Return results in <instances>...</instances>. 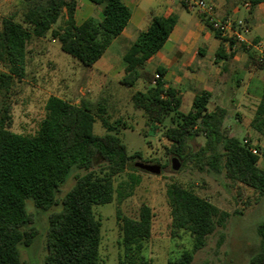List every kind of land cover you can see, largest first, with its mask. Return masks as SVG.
<instances>
[{
  "label": "trees",
  "instance_id": "trees-1",
  "mask_svg": "<svg viewBox=\"0 0 264 264\" xmlns=\"http://www.w3.org/2000/svg\"><path fill=\"white\" fill-rule=\"evenodd\" d=\"M90 1L102 6L101 20L90 17L77 23V0H25L21 21L13 15L2 19L0 65L4 69L0 70V94L25 77L28 43L34 37H45L51 32L61 49L86 67H92L102 57L112 40L128 25L131 14L124 0ZM61 18L62 23L55 27ZM177 21L176 14L152 18L148 28L129 43L123 56L125 74L120 82L134 86L142 80L147 84L145 90L132 94V102L143 111L152 128L165 125L170 119L164 131L170 143L166 147L168 153L184 163L194 162L200 171L224 170L228 178L241 185L239 197L243 198L245 189H250L255 203H259L264 199V169L258 160L264 150L254 146L259 151L254 153L249 141L231 135L225 125L228 110L221 106L209 110V91L198 92L190 110L183 112L177 89L166 87V69L147 68L148 61L163 48ZM207 25L221 40L217 56L222 57L223 43L233 46L236 41L222 36L209 21ZM242 47L247 49L243 44ZM250 57L264 69V58L260 60L255 52ZM45 110L37 131L23 134L10 128L11 104L4 102L0 107V264H21L19 245H31L38 235L32 226L34 215L27 209V200L32 199L38 208H51L57 204V193L74 169L86 172L77 176L75 185L64 195L61 209L49 215L45 264H100L101 222L94 207L113 201L117 191L115 177L127 169L131 159L141 157V152L129 153L119 136L120 126L124 125L120 120L110 122L101 117L106 133L95 134V114L83 100L73 103L51 95ZM251 126L264 138V84ZM200 134L206 138L205 145L192 150L190 141ZM139 182L140 178H134L131 187ZM126 185L122 181L119 188L124 191ZM123 191L121 198L128 194ZM167 197L172 236L187 232L193 244L192 249L183 250L166 264H190L215 230L218 209L205 197L176 182L168 185ZM243 202L247 205L251 200ZM235 213L242 215L243 211ZM117 218L123 251L118 264H148L143 252L144 242L152 234V208L143 204L137 218L118 209ZM257 233L260 248L249 264H264V222L257 225Z\"/></svg>",
  "mask_w": 264,
  "mask_h": 264
},
{
  "label": "rangeland",
  "instance_id": "rangeland-1",
  "mask_svg": "<svg viewBox=\"0 0 264 264\" xmlns=\"http://www.w3.org/2000/svg\"><path fill=\"white\" fill-rule=\"evenodd\" d=\"M25 9V0H0V29L4 17L13 15L21 21ZM62 21L61 18L55 27ZM154 65L152 61L149 66ZM3 69L0 65V70ZM118 76L119 73L110 79L98 71L93 75L91 67L84 66L63 51L59 41L48 32L45 37H34L28 43L25 77L16 81L9 91L0 94V107L4 102L11 104L10 128L17 133L33 134L37 131L45 116L46 101L51 95L73 103L83 100L93 109L96 118L93 130L97 135L106 133L101 117L110 122L120 120L124 123L120 126V138L130 154L139 151L142 156L131 159L127 169L115 177L117 191L113 201L94 207L95 216L101 222L100 264H118L123 252L119 244L121 230L117 210L137 218L143 204L149 205L153 211L152 234L144 242L143 252L148 264H166L183 250L192 249L189 233L179 232L176 237L171 234L167 187L174 182L205 197L218 209L215 230L208 236L206 245L196 251L190 264H249L260 248L257 225L264 222V199L255 203L250 189H245L243 198L239 197L241 185L228 178L224 170L200 171L194 162L184 163L179 159V169H173L172 159L175 156L167 152L166 147L170 143L164 136L170 119L166 120V126L152 128L143 111L134 107L131 98L135 91L145 90L147 84L139 81L134 86H127L118 81ZM215 105L211 99L209 110H213ZM185 107L186 104H183V111ZM228 123L236 124L238 121L232 116L227 119ZM245 134L242 131L238 136L242 139ZM205 142V136L200 134L190 141L191 149L197 150ZM137 162L158 164L161 172H146L135 165ZM95 168L98 169L99 165ZM85 172L74 169L57 193V204L47 210L36 207L32 199L27 200V209L34 215L32 226L38 235L31 245H19L21 264H45L49 215L61 209L62 198L75 185L77 176ZM137 177L140 182L131 187ZM122 181L127 182L124 191L119 188ZM120 191L128 194L121 198ZM246 199H250L251 203L244 204ZM238 210H242L243 214H236Z\"/></svg>",
  "mask_w": 264,
  "mask_h": 264
},
{
  "label": "crops",
  "instance_id": "crops-1",
  "mask_svg": "<svg viewBox=\"0 0 264 264\" xmlns=\"http://www.w3.org/2000/svg\"><path fill=\"white\" fill-rule=\"evenodd\" d=\"M209 1L215 6L217 19L242 20L248 29L244 34L245 38L264 44V0L256 3L252 0ZM77 3V23L90 17L99 20L104 17L102 6L95 5L90 0H77ZM124 3L130 10L129 23L91 67L93 75L98 71L111 79L119 73L120 82L125 74L123 56L129 43L148 28L154 16L176 14L178 21L173 31L163 48L148 61L147 67L151 71L157 66L166 69V87L177 89L182 99L181 111L183 104H186L185 111L190 110L198 92L209 91L210 100L215 101V107L221 106L228 110L225 125L231 135L240 138L238 134L243 131L246 134L242 140L264 150V138L251 126L262 98L264 84V69L250 57L251 52L256 51L259 56L258 50L244 49L239 43L230 46L225 42L224 54L218 57L221 40L207 25L209 20L189 10L183 0H124ZM152 61L155 65L150 67ZM232 116L236 117L238 123L228 125L227 119ZM258 164L264 169V155H260Z\"/></svg>",
  "mask_w": 264,
  "mask_h": 264
},
{
  "label": "built area",
  "instance_id": "built-area-1",
  "mask_svg": "<svg viewBox=\"0 0 264 264\" xmlns=\"http://www.w3.org/2000/svg\"><path fill=\"white\" fill-rule=\"evenodd\" d=\"M185 6L195 11L209 20L213 28L219 31L222 36L234 38L236 43L243 44L247 49H256L259 51V59L264 58V44L263 42H252L245 38L244 34L248 31L247 26L242 20L233 21L230 18L217 19L215 17V6L209 0H183ZM252 151L259 153V151L253 146Z\"/></svg>",
  "mask_w": 264,
  "mask_h": 264
},
{
  "label": "water",
  "instance_id": "water-1",
  "mask_svg": "<svg viewBox=\"0 0 264 264\" xmlns=\"http://www.w3.org/2000/svg\"><path fill=\"white\" fill-rule=\"evenodd\" d=\"M172 162H173V165H172L173 169H175V170L179 169V163H178L177 157H174L172 159ZM135 165L138 168H140L146 172L152 173V174H159L161 172V166L158 164H149V163H144V162H137Z\"/></svg>",
  "mask_w": 264,
  "mask_h": 264
}]
</instances>
